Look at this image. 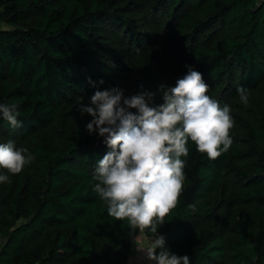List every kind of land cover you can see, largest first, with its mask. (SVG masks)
<instances>
[{"label": "trees", "instance_id": "trees-1", "mask_svg": "<svg viewBox=\"0 0 264 264\" xmlns=\"http://www.w3.org/2000/svg\"><path fill=\"white\" fill-rule=\"evenodd\" d=\"M187 66L230 107L232 144L213 160L189 140L179 203L157 232L189 264H264V0H0V103L22 121L0 116V143L32 156L0 183V264H127L153 233L109 216L93 190L109 149L79 108L113 87L159 105Z\"/></svg>", "mask_w": 264, "mask_h": 264}, {"label": "clouds", "instance_id": "clouds-1", "mask_svg": "<svg viewBox=\"0 0 264 264\" xmlns=\"http://www.w3.org/2000/svg\"><path fill=\"white\" fill-rule=\"evenodd\" d=\"M187 68L175 86L161 85L159 105L154 103L155 92L125 96L123 89L113 87L95 91L90 104L79 108L92 117L87 131H96L109 149L97 162L93 190L106 203L109 216L153 234L179 203L185 180L182 157L189 155V140L213 160L232 144L230 107H221L207 94L202 73ZM237 92L246 105L248 89L238 86ZM19 115L16 104L0 103V116L13 128L22 124ZM31 160L27 148H17L12 140L0 143V169L6 170L0 172V183L10 182L9 174H19ZM146 254L156 264H189L187 255L165 247L163 235L155 237Z\"/></svg>", "mask_w": 264, "mask_h": 264}, {"label": "rangeland", "instance_id": "rangeland-1", "mask_svg": "<svg viewBox=\"0 0 264 264\" xmlns=\"http://www.w3.org/2000/svg\"><path fill=\"white\" fill-rule=\"evenodd\" d=\"M136 241L138 242V244H139V246H136V244L134 243L133 244V247L134 248H136V249H140V252H138V254H137V256H136V258L138 259L139 258V260H140V258L143 256H147V254H146V249L148 248V245L149 244H147V238L145 237V236H143V235H140L137 239H136ZM141 248H142V250H141ZM143 248H145V250L143 249ZM142 257V258H143ZM134 259V258H133ZM128 260H130V257L128 258ZM128 260H127V262H128ZM136 260V259H135ZM146 260H147V258H146ZM136 264H138V262H136Z\"/></svg>", "mask_w": 264, "mask_h": 264}, {"label": "built area", "instance_id": "built-area-1", "mask_svg": "<svg viewBox=\"0 0 264 264\" xmlns=\"http://www.w3.org/2000/svg\"><path fill=\"white\" fill-rule=\"evenodd\" d=\"M158 235H163L162 233H159V232H156L155 234H153L152 236H150V237H146L147 238V244H149L148 245V248L149 247H151V245H152V241L155 239V237L156 236H158ZM143 257V256H142ZM140 258V260H139V258L137 259L136 258V262H138V264H156V262L155 261H151V260H146V258H147V256H144L143 258Z\"/></svg>", "mask_w": 264, "mask_h": 264}, {"label": "crops", "instance_id": "crops-1", "mask_svg": "<svg viewBox=\"0 0 264 264\" xmlns=\"http://www.w3.org/2000/svg\"><path fill=\"white\" fill-rule=\"evenodd\" d=\"M134 243L136 244V246H139V244L136 241V239L134 240L133 244ZM143 249L145 250V248H143ZM141 250H142V248H141ZM138 252H140V249H136L132 245V251H131L130 260H128L127 264H136V260L135 259H136V256H137Z\"/></svg>", "mask_w": 264, "mask_h": 264}, {"label": "water", "instance_id": "water-1", "mask_svg": "<svg viewBox=\"0 0 264 264\" xmlns=\"http://www.w3.org/2000/svg\"><path fill=\"white\" fill-rule=\"evenodd\" d=\"M40 194H42V191L39 192ZM104 261L103 260H97L95 256H93L89 262V264H103Z\"/></svg>", "mask_w": 264, "mask_h": 264}]
</instances>
